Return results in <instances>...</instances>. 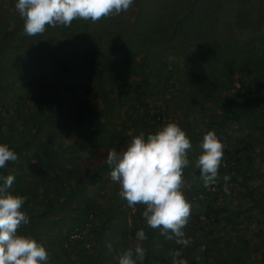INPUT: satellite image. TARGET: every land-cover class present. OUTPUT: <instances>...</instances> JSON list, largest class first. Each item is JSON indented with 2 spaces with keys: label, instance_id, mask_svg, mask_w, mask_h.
Segmentation results:
<instances>
[{
  "label": "trees",
  "instance_id": "16d2710c",
  "mask_svg": "<svg viewBox=\"0 0 264 264\" xmlns=\"http://www.w3.org/2000/svg\"><path fill=\"white\" fill-rule=\"evenodd\" d=\"M15 2L0 0V143L17 159L0 176L14 175L30 218L17 231L46 246L47 264H118L137 244V264L177 251L186 264H264V0H134L31 36ZM169 120L192 144L186 246L148 226L106 163ZM211 129L224 153L205 187L196 158Z\"/></svg>",
  "mask_w": 264,
  "mask_h": 264
},
{
  "label": "clouds",
  "instance_id": "9594fccd",
  "mask_svg": "<svg viewBox=\"0 0 264 264\" xmlns=\"http://www.w3.org/2000/svg\"><path fill=\"white\" fill-rule=\"evenodd\" d=\"M134 0H16L15 8L24 20V32L31 36L45 31V26H68L74 18L97 21L103 16L126 11ZM192 147L186 131L169 120L158 130L131 137L126 147L108 152L106 163L111 167L110 177L120 185V196L130 207L145 205L141 215L151 228H162L175 235L177 244L187 245L183 227L190 215L191 204L183 190V169L190 161ZM202 151L196 158L204 186L218 182L224 145L214 129L204 133ZM17 154L6 143H0V169L6 162L15 161ZM232 174L223 176L224 189ZM13 174L0 176V264H47L46 246L33 236L19 234L21 224L30 222L22 210L24 197L10 191ZM138 240L146 239L143 228L136 232ZM174 253L173 264H186ZM144 249L137 244L120 253L118 264H137L143 261Z\"/></svg>",
  "mask_w": 264,
  "mask_h": 264
}]
</instances>
